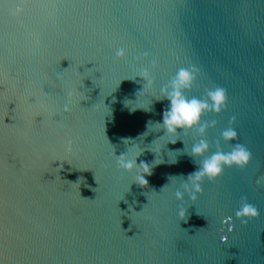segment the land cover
Instances as JSON below:
<instances>
[{"label":"water","instance_id":"1","mask_svg":"<svg viewBox=\"0 0 264 264\" xmlns=\"http://www.w3.org/2000/svg\"><path fill=\"white\" fill-rule=\"evenodd\" d=\"M192 66L189 98L227 92L202 117L217 122L207 155L231 151L233 127L252 159L178 201L201 137L155 124L161 89ZM114 154L147 163L148 186ZM260 176L264 0H0V264H264ZM244 197L259 211L247 224Z\"/></svg>","mask_w":264,"mask_h":264},{"label":"clouds","instance_id":"2","mask_svg":"<svg viewBox=\"0 0 264 264\" xmlns=\"http://www.w3.org/2000/svg\"><path fill=\"white\" fill-rule=\"evenodd\" d=\"M17 13L22 9H17ZM125 50L123 48L116 51L117 58H123ZM147 56V53L144 54ZM155 67V62H153ZM198 69L195 66L190 68L181 67L175 76L171 79L170 84L161 89V97L167 99L170 103L163 113L162 123H157L161 129L164 130L165 135L179 137L182 133L195 130V132L201 137V139L194 143L191 151L187 153L193 161L197 164V159H200V163L197 164L196 171L188 174L182 184L183 191L177 190L175 192V198L178 201H183L185 194L189 199L195 201L199 194H202L201 184L203 181L215 182L224 173L225 169H231L233 167L244 170L248 167L252 159L251 152L240 143H233L237 141L238 134L233 127H228L221 133V139L224 142L231 144V151L225 152L219 147V141L216 142L217 150L212 152L211 155H207L210 152V144L204 138L209 128L216 127V121H202V117L205 113H213L219 115L227 107V92L222 87H215L210 90H206V96L204 98H197L195 96L189 98L185 95L186 92L192 89V86L197 78ZM139 77L143 78L149 85L153 83L150 79V73L147 69H142ZM68 107H65V111H68ZM235 122V117H231L230 124ZM150 123V122H149ZM152 123V122H151ZM177 140L170 143L175 144ZM116 165L118 169L127 173L135 172L134 182L141 187L148 186V180L146 176H151L152 171L150 166L141 161L137 164V156L134 159H129L127 154H122L117 157L114 154ZM70 183V182H69ZM256 183L258 185H264V176L257 178ZM179 217L187 222L185 217V209L180 208L178 212ZM235 216L240 220L242 224H247L249 221L258 218V209L247 202V198H242L241 206L236 211ZM231 220V217L228 218Z\"/></svg>","mask_w":264,"mask_h":264}]
</instances>
